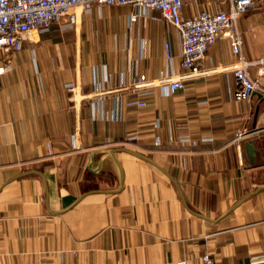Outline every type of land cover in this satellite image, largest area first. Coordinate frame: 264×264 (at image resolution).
<instances>
[{"label":"crops","instance_id":"crops-1","mask_svg":"<svg viewBox=\"0 0 264 264\" xmlns=\"http://www.w3.org/2000/svg\"><path fill=\"white\" fill-rule=\"evenodd\" d=\"M228 7L184 0L181 15ZM236 28L244 58H264V12H246ZM7 62L0 264H202L206 253L264 264V132L234 142L264 130V99L235 100L226 39L209 48L202 75L169 95L154 89L144 109L126 87L181 72L179 34L157 11L74 8L0 52V68Z\"/></svg>","mask_w":264,"mask_h":264},{"label":"built area","instance_id":"built-area-1","mask_svg":"<svg viewBox=\"0 0 264 264\" xmlns=\"http://www.w3.org/2000/svg\"><path fill=\"white\" fill-rule=\"evenodd\" d=\"M228 1L227 10L212 12L204 8L194 16L184 18L181 15L184 0H0V52L8 56L19 51L32 32H46L52 25L70 15L74 8L89 11L93 6H131L144 11H157L164 22L176 29L181 44V72L175 76L154 80L140 75L134 83L126 87L137 96V100L131 105L144 109L147 106L145 99L153 94L154 89L159 88L165 95H169L183 89L187 80L202 75L200 64L209 48L219 38L228 41L234 57V64L224 70L232 71L235 100L241 102L254 98L264 99V81L252 78L249 73L251 67H258V76L263 77L264 58L251 61L244 58L242 38L236 28L238 19L246 12H264V0ZM164 53L165 58L170 60L169 44H165ZM9 70L7 62L0 68V74ZM260 132L264 130L238 132L234 142L239 145ZM201 263L217 264L209 253L201 257Z\"/></svg>","mask_w":264,"mask_h":264},{"label":"water","instance_id":"water-1","mask_svg":"<svg viewBox=\"0 0 264 264\" xmlns=\"http://www.w3.org/2000/svg\"><path fill=\"white\" fill-rule=\"evenodd\" d=\"M245 147H246V152H247L249 160L251 162H255L256 161V146H255V142H248Z\"/></svg>","mask_w":264,"mask_h":264}]
</instances>
